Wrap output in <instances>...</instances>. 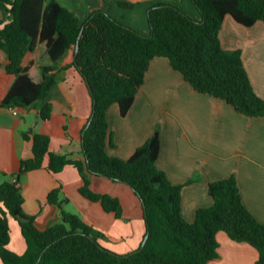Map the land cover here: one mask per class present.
<instances>
[{"label":"trees","instance_id":"16d2710c","mask_svg":"<svg viewBox=\"0 0 264 264\" xmlns=\"http://www.w3.org/2000/svg\"><path fill=\"white\" fill-rule=\"evenodd\" d=\"M192 2L199 20L175 4L153 2L145 35L112 18L105 8L81 23L56 0H0V105L39 106V117L48 119L52 107L44 100L57 74L71 67L85 81L91 102L90 121L82 129L81 160L50 152L45 134L23 132L31 142V157L20 160L13 180L0 184L1 264H209L218 257L219 231L231 241L248 243L258 253L255 264H264V225L243 204L233 175L208 184L212 204L198 208L188 222L181 214L182 185L172 184L156 166L158 125L127 159L105 151L107 143L113 145L107 109L115 103L121 116L127 113L157 56L166 57L195 91L224 100L242 115L264 116V99L253 91L240 50H226L219 41L226 15L245 27L256 21L264 25V0ZM45 155L51 172L73 166L82 180L79 193L115 216L121 212L119 200L93 192L90 177L128 185L143 212V247L114 253L99 243L101 232L63 210L58 222L38 229L34 217L22 209L18 175L41 167ZM59 193V188L51 190L47 201L60 206ZM8 217L17 221L25 241L21 254L7 247Z\"/></svg>","mask_w":264,"mask_h":264},{"label":"crops","instance_id":"0c3cea01","mask_svg":"<svg viewBox=\"0 0 264 264\" xmlns=\"http://www.w3.org/2000/svg\"><path fill=\"white\" fill-rule=\"evenodd\" d=\"M56 1L81 23L94 10L105 8L112 18L145 35L150 30L147 10L155 1L175 4L189 17L200 19L192 0ZM219 41L226 50H240L253 91L264 99L263 23L256 21L245 27L226 15ZM0 59L4 60L1 53ZM44 101L52 107L46 120L39 117V106L18 108L14 114L10 107L0 105V184L13 180L20 160L31 157V142L24 139L23 132L45 134L50 152L83 159L82 129L91 113L85 81L73 67L61 71ZM106 116L113 145L107 143L105 151L121 159L129 158L158 125L160 148L156 166L172 184L182 185L181 214L186 221H193L198 208L212 204L207 192L210 182L233 175L243 204L264 225V116L242 115L224 100L195 91L162 56L150 61L127 113L121 116L114 103ZM47 163L45 155L41 167L18 175L22 209L34 217L38 229L58 222L63 210L78 215L101 232L99 243L114 253L128 254L140 247L145 236L143 212L128 185L103 176L90 177L93 192L119 200L121 212L115 216L99 202L79 193L82 180L73 166L51 172ZM55 188L60 189V206L47 201V194ZM8 225L7 247L21 254L25 241L18 223L8 217ZM216 239L218 257L209 264H255L258 253L248 243L231 241L222 231Z\"/></svg>","mask_w":264,"mask_h":264},{"label":"water","instance_id":"95a60500","mask_svg":"<svg viewBox=\"0 0 264 264\" xmlns=\"http://www.w3.org/2000/svg\"><path fill=\"white\" fill-rule=\"evenodd\" d=\"M77 50H78V42L76 43L75 52H77ZM89 121L87 122V124L89 123ZM145 240H146V235L144 236V238H143V240H142L139 248H142L143 247Z\"/></svg>","mask_w":264,"mask_h":264},{"label":"built area","instance_id":"2783aa9c","mask_svg":"<svg viewBox=\"0 0 264 264\" xmlns=\"http://www.w3.org/2000/svg\"><path fill=\"white\" fill-rule=\"evenodd\" d=\"M14 114H17V107L16 106H9Z\"/></svg>","mask_w":264,"mask_h":264}]
</instances>
